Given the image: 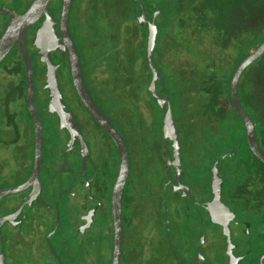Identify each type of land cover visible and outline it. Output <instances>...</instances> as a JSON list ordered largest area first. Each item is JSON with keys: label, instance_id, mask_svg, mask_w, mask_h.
<instances>
[{"label": "flooded vegetation", "instance_id": "1", "mask_svg": "<svg viewBox=\"0 0 264 264\" xmlns=\"http://www.w3.org/2000/svg\"><path fill=\"white\" fill-rule=\"evenodd\" d=\"M30 1L0 0L4 10L0 11V34L11 13L19 15ZM16 3H21L17 9L13 7ZM38 21L26 34L33 66V101L42 124V159L36 171L34 122L27 106L25 68L17 41L0 62V264H228L229 243L222 222L228 224L237 264H260L264 254V162L252 153L247 140L251 155L228 161L235 150L225 151L220 140L210 141L207 131L197 129L196 124H185V132L175 120L178 162L173 140L163 139L159 105L161 118L142 102L136 122L129 125L127 109L114 115L91 94L123 136L129 152L117 239L112 205L117 147L82 104L70 76L66 80L59 75L61 63L53 60L58 64L66 121L61 123L59 113L49 109L46 65L41 61L44 69L39 72L32 61L36 47L31 36ZM99 72L105 75L101 77ZM96 74L101 81L107 75L102 66ZM255 130L264 151L256 124ZM25 136L27 150L23 161H18L16 153H22L19 143ZM154 154L159 168L151 172L141 156ZM215 161L223 179L221 200L234 213L223 214L220 222L212 221L209 212Z\"/></svg>", "mask_w": 264, "mask_h": 264}, {"label": "trees", "instance_id": "2", "mask_svg": "<svg viewBox=\"0 0 264 264\" xmlns=\"http://www.w3.org/2000/svg\"><path fill=\"white\" fill-rule=\"evenodd\" d=\"M140 3L148 17L159 10L153 59L161 80L156 83L159 92L169 94L174 115L181 110L189 115L180 123L175 116L178 127L185 130V124L198 125L202 119L210 141L220 140L225 151L235 150L232 160L251 155L244 125L230 102L229 80L237 63L264 40V0ZM48 9L57 20L60 0H53ZM140 12L137 0H72L68 21L91 94L114 115L127 109L125 120L129 125L136 122L142 102L161 118L160 108L148 90L151 70L146 58L147 25L138 22ZM51 57L61 63L59 75L68 80L66 60L58 50H53ZM32 61L39 72L43 71L36 48ZM100 66L107 73L102 81L96 74ZM238 89L258 137L264 139V53L242 71ZM237 127L239 134L235 135ZM208 129L212 131L210 137ZM261 214L264 217V212Z\"/></svg>", "mask_w": 264, "mask_h": 264}, {"label": "water", "instance_id": "3", "mask_svg": "<svg viewBox=\"0 0 264 264\" xmlns=\"http://www.w3.org/2000/svg\"><path fill=\"white\" fill-rule=\"evenodd\" d=\"M53 0H31L27 8L19 15L11 16L5 24L2 33L0 34V62L5 55L10 51L14 43L17 41L18 48L24 63L25 78H26V96L27 106L32 115L34 122V136H35V168L39 169L41 163V149H42V124L38 113L36 111L33 95H34V82H33V66L30 55L28 53L26 44V34L28 29L34 25L38 20L40 24L36 27L33 37V44L38 49L39 59L46 65V86L49 89L51 96L48 107L52 111H57L61 118V123L66 120L65 114L67 111L64 108V103L61 100V91L57 80V67L58 64L53 63L50 51L59 49L62 58H66L69 69V76L71 83L80 98L82 104L88 110V112L98 121V123L108 132L113 142L115 143L118 155V171L113 186L112 205L114 222L117 229V239L120 236V220H121V198L123 193V187L126 182L129 171V152L126 142L112 123L109 117L102 111L97 105L90 91L88 90L79 52L75 45L69 29V16L72 5V0H60V10L57 20L54 15L50 13L48 6ZM141 7V12L137 15L139 23L147 24V37H146V58L148 66L151 70V78L148 83V90L155 97L158 105L163 111L162 119V133L163 139L170 138L173 140L174 156L180 162L179 154V133L176 127L174 114L172 111L171 100L167 92L160 94L157 90V80H161V74L153 59V50L156 45V37L158 33V25L156 23V15L159 10L153 11L151 17H148L146 11L137 0ZM0 11H4L0 8ZM43 16V17H42ZM264 53V40L261 41L252 51H250L245 57H243L235 66V69L229 80V95L231 105L244 125L246 140L252 153L264 162V151L260 147L255 130V123L243 107L239 98L238 82L242 71L256 60L261 54ZM73 115V114H72ZM67 124V123H66ZM166 150V148H165ZM167 159L169 160V154L166 152ZM213 174L211 180V187L213 197L209 202V212L212 221L220 222V218L223 214L234 213L224 204L221 200V183L223 179L219 175V168L217 161L213 164ZM11 190H5L1 194H6ZM223 223L224 233L227 235V241L229 243L228 250L230 253V261L228 264H237L238 258L231 251L230 246V230L227 222ZM264 254L260 257V264L262 262Z\"/></svg>", "mask_w": 264, "mask_h": 264}, {"label": "rangeland", "instance_id": "4", "mask_svg": "<svg viewBox=\"0 0 264 264\" xmlns=\"http://www.w3.org/2000/svg\"><path fill=\"white\" fill-rule=\"evenodd\" d=\"M19 5H21V3H16V4H13V7H15L16 9H17V7L19 6ZM192 57H194V58H196V55L195 54H192ZM195 61V60H194ZM200 63H203V61H201ZM203 64H205V63H203ZM105 75V73L104 72H99V76H101V77H103ZM141 105H142V103H141ZM78 106V105H77ZM181 113H177L176 112V114H175V116H176V119H177V121H178V123H180L181 122V120H182V118H183V120H184V122H185V117L186 116H189L187 113H184V112H182V110L180 111ZM195 112V111H194ZM193 112V113H194ZM201 114V113H200ZM202 115V114H201ZM197 123H198V125L196 126L197 127V129H199V130H201L202 131V127H203V124H205V122H204V120H202V119H200V121H197ZM24 123H22V125H23ZM22 128L24 129V127L22 126ZM241 130V129H240ZM201 131H199L200 133H201ZM208 132H209V137H210V134H211V130L210 129H208ZM241 132V131H240ZM217 133H218V131H217ZM216 133V134H217ZM235 135H237V134H239V128L237 127V128H235ZM215 137H216V135H215ZM27 137L25 136L24 137V139L23 140H21L20 141V145H23V148L21 149L22 150V153H18V150H17V153H16V156H17V159H18V161H23V158H24V152H26V150H27V139H26ZM225 145H227L226 144V142H225ZM228 146V145H227ZM141 159H142V162L145 164V165H147L148 166V170L149 171H151V172H153V171H157L158 170V168H159V158L157 157V155L156 154H154L152 157H147V156H144V155H142L141 156ZM227 160L228 161H230L231 160V158L228 156L227 157ZM17 164V163H16ZM143 164H141L140 165V168H141V166H142ZM155 173V172H154ZM155 176H156V173H155ZM256 220L254 219V225L256 224V222H255Z\"/></svg>", "mask_w": 264, "mask_h": 264}]
</instances>
